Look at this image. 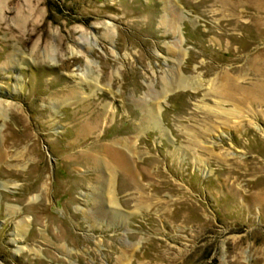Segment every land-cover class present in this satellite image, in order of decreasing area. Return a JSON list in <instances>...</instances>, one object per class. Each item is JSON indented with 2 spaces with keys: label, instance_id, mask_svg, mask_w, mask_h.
Here are the masks:
<instances>
[{
  "label": "rangeland",
  "instance_id": "1",
  "mask_svg": "<svg viewBox=\"0 0 264 264\" xmlns=\"http://www.w3.org/2000/svg\"><path fill=\"white\" fill-rule=\"evenodd\" d=\"M263 101L264 0H0V264H264Z\"/></svg>",
  "mask_w": 264,
  "mask_h": 264
},
{
  "label": "bare ground",
  "instance_id": "2",
  "mask_svg": "<svg viewBox=\"0 0 264 264\" xmlns=\"http://www.w3.org/2000/svg\"><path fill=\"white\" fill-rule=\"evenodd\" d=\"M182 78V77H181ZM230 78V77H229ZM180 79V78H179ZM177 80V83H178V85H180V84H183V82H184V80H182V81H180V80ZM232 81H233V79H232ZM225 86V85H224ZM223 86V87H224ZM225 88H223V90H224ZM247 94H248V92H247ZM251 94V93H250ZM249 95V94H248ZM227 96H229L230 98H234L232 95L230 96L229 94L227 95ZM250 96V95H249ZM258 96V95H257ZM253 97V96H252ZM260 97V96H259ZM263 97V96H262ZM250 98V97H249ZM256 98V97H255ZM246 99H248L247 97H244L243 99H241V98H238V99H235V100H238L239 102L240 101H242L243 103H244V101L246 100ZM257 99H258V97H257ZM234 100V101H235ZM244 100V101H243ZM250 100V99H249ZM249 100H247V102L249 101ZM261 100H263V98H259V101H261ZM252 101V100H251ZM254 101H255V99H254ZM264 102V101H263ZM245 104V103H244ZM255 104H256V102H255ZM260 104V103H259ZM230 114V113H229ZM152 114H150L149 115V117L148 118H150V117H152L153 118V120H154V117H155V114H154V117L153 116H151ZM147 116V115H146ZM147 118V117H146ZM148 121V120H147ZM124 160V159H123ZM113 202V201H112Z\"/></svg>",
  "mask_w": 264,
  "mask_h": 264
}]
</instances>
